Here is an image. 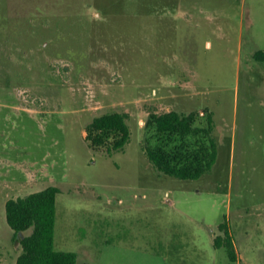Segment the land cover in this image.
Listing matches in <instances>:
<instances>
[{"label": "rangeland", "instance_id": "obj_1", "mask_svg": "<svg viewBox=\"0 0 264 264\" xmlns=\"http://www.w3.org/2000/svg\"><path fill=\"white\" fill-rule=\"evenodd\" d=\"M264 0H0V264L21 240L6 204L57 187L55 249L77 264H264ZM156 92V93H155ZM214 113L196 181L146 154L151 113ZM131 141L89 148L96 117ZM227 222L238 262L216 249Z\"/></svg>", "mask_w": 264, "mask_h": 264}, {"label": "trees", "instance_id": "obj_2", "mask_svg": "<svg viewBox=\"0 0 264 264\" xmlns=\"http://www.w3.org/2000/svg\"><path fill=\"white\" fill-rule=\"evenodd\" d=\"M264 63V51L254 54ZM128 115L112 112L94 118L85 128V140L94 151L112 155L131 141ZM145 154L153 167L165 176L196 181L210 173L217 161L214 113L207 110L185 114L177 111L151 113L146 122ZM60 189L49 187L6 204L7 223L15 234L32 230L21 240L23 252L16 264H77V254L55 249L57 196ZM214 239L216 249H225L229 260L239 258L230 226L224 222Z\"/></svg>", "mask_w": 264, "mask_h": 264}, {"label": "crops", "instance_id": "obj_3", "mask_svg": "<svg viewBox=\"0 0 264 264\" xmlns=\"http://www.w3.org/2000/svg\"><path fill=\"white\" fill-rule=\"evenodd\" d=\"M156 93V92H155Z\"/></svg>", "mask_w": 264, "mask_h": 264}]
</instances>
